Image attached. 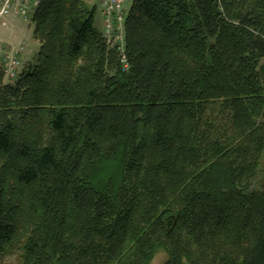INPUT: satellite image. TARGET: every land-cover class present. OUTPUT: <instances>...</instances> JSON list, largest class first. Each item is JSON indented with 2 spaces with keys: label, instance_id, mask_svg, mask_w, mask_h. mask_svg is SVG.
<instances>
[{
  "label": "trees",
  "instance_id": "trees-1",
  "mask_svg": "<svg viewBox=\"0 0 264 264\" xmlns=\"http://www.w3.org/2000/svg\"><path fill=\"white\" fill-rule=\"evenodd\" d=\"M91 1L0 66V262L264 264V0H132L126 64Z\"/></svg>",
  "mask_w": 264,
  "mask_h": 264
},
{
  "label": "built area",
  "instance_id": "built-area-1",
  "mask_svg": "<svg viewBox=\"0 0 264 264\" xmlns=\"http://www.w3.org/2000/svg\"><path fill=\"white\" fill-rule=\"evenodd\" d=\"M132 0H101V8L105 18L104 36L109 43L116 45L122 53L123 62H127L125 55L124 23L127 15V6ZM41 3V0H0V21L9 18H22L25 21H33V17ZM26 49L23 44L20 47L9 50L7 45L0 41V66L6 80L14 82L24 66L22 54Z\"/></svg>",
  "mask_w": 264,
  "mask_h": 264
},
{
  "label": "rangeland",
  "instance_id": "rangeland-1",
  "mask_svg": "<svg viewBox=\"0 0 264 264\" xmlns=\"http://www.w3.org/2000/svg\"><path fill=\"white\" fill-rule=\"evenodd\" d=\"M100 0H95V4L97 6L96 9V14L98 20L102 21V16H101V5H100ZM128 7V6H127ZM9 25V26H8ZM8 26V27H7ZM7 27V28H5ZM33 30H34V22L33 21H25L22 18H9V24L7 20L1 19L0 21V33H14L17 32L18 34V40L24 41V43L18 45V46H11L8 45L2 38H0V41L4 42L7 45V49L13 50L21 45L25 44L26 49L23 52L22 55L26 54L27 59H29L32 62H36L37 60V55L40 50V44L37 39H35L33 35ZM23 60V59H22ZM264 175V158L262 159L261 166L259 169L258 177L262 179V176ZM167 260V253L165 250L160 249L154 258V260L151 262V264H164L165 261ZM18 262L17 257H10L6 258L0 264H16Z\"/></svg>",
  "mask_w": 264,
  "mask_h": 264
},
{
  "label": "crops",
  "instance_id": "crops-1",
  "mask_svg": "<svg viewBox=\"0 0 264 264\" xmlns=\"http://www.w3.org/2000/svg\"><path fill=\"white\" fill-rule=\"evenodd\" d=\"M99 3H101V0H100ZM91 4H95V0H92ZM127 8H129V5H128ZM101 16H102L103 23L100 22L101 19H100V21L98 20L97 14H95V25L100 31H103L104 30V25H105V18H104L102 10H101ZM8 24H9V19H8ZM7 27H5V28H7ZM0 38H2L8 45H11V46H18V45L24 43V41L18 40L17 32H14V33H12V32H10V33H0ZM39 44H40V42H39ZM25 57H26V54L22 55V59H23V64L24 65L27 64V63L32 62V61H30L29 59H27Z\"/></svg>",
  "mask_w": 264,
  "mask_h": 264
},
{
  "label": "water",
  "instance_id": "water-1",
  "mask_svg": "<svg viewBox=\"0 0 264 264\" xmlns=\"http://www.w3.org/2000/svg\"><path fill=\"white\" fill-rule=\"evenodd\" d=\"M175 220H176V217H175V216H171L170 218H168V219L166 220V222H167V227H168L169 229L173 226Z\"/></svg>",
  "mask_w": 264,
  "mask_h": 264
}]
</instances>
